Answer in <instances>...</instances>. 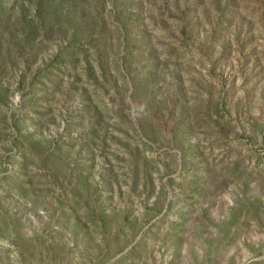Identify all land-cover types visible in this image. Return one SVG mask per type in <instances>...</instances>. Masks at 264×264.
<instances>
[{"label":"rangeland","instance_id":"1","mask_svg":"<svg viewBox=\"0 0 264 264\" xmlns=\"http://www.w3.org/2000/svg\"><path fill=\"white\" fill-rule=\"evenodd\" d=\"M93 209L111 263L264 264V0H0V264H96Z\"/></svg>","mask_w":264,"mask_h":264},{"label":"trees","instance_id":"2","mask_svg":"<svg viewBox=\"0 0 264 264\" xmlns=\"http://www.w3.org/2000/svg\"><path fill=\"white\" fill-rule=\"evenodd\" d=\"M231 18H235V13L232 14ZM229 23V22H228ZM126 27V25H124ZM229 49H231V47H229ZM133 88H134V92L135 94L138 93L140 90L144 89L145 87V83L141 84V83H134L133 84ZM224 103H222L223 105ZM21 133V132H20ZM183 158L184 155H183ZM148 161L145 162V166H148ZM147 175V173H146ZM87 184H85L86 187ZM83 186V184H82ZM173 202L169 203V208H172ZM101 210V209H100ZM92 214L89 215V217L92 218V221L95 227H103V244H96L94 242V240L92 238H90V234H87L84 238V247L85 249L81 251V255L83 257V259H87V261L89 262V256L93 258V255H95V259L98 260V262L96 264H128L127 261L131 260L133 261L134 256H136L135 251L138 249L137 246L132 247L128 253H126V256L122 255L120 258H118L114 263H111V259L115 256H117L118 254H121L122 252L125 251L126 248H128L129 244L126 243L124 245H121V243H118L119 240V236L116 235L114 236V238H110L108 235V228L109 224L111 222V217H109V215H105L103 212L102 214L98 215V217L94 216V212L97 211L96 209L91 210ZM128 215L125 214L123 217V220L125 221L126 224L130 223L127 222L126 220H128ZM134 224V223H133ZM77 227H80L79 223H76ZM78 229V228H76ZM77 238V247L80 246L79 242H78ZM137 247V248H136ZM93 252V253H92ZM92 255V256H91ZM28 257V256H27ZM29 258V257H28ZM135 259V258H134ZM133 264V263H130Z\"/></svg>","mask_w":264,"mask_h":264}]
</instances>
